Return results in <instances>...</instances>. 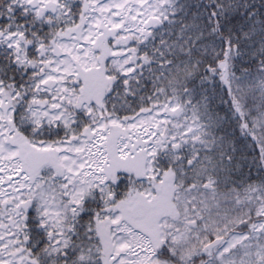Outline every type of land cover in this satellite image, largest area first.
I'll list each match as a JSON object with an SVG mask.
<instances>
[{
  "label": "snow or ice",
  "instance_id": "6c2138e0",
  "mask_svg": "<svg viewBox=\"0 0 264 264\" xmlns=\"http://www.w3.org/2000/svg\"><path fill=\"white\" fill-rule=\"evenodd\" d=\"M0 264H264V0H0Z\"/></svg>",
  "mask_w": 264,
  "mask_h": 264
}]
</instances>
